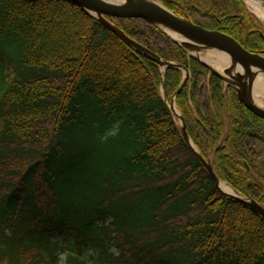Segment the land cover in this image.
<instances>
[{"label": "trees", "instance_id": "trees-1", "mask_svg": "<svg viewBox=\"0 0 264 264\" xmlns=\"http://www.w3.org/2000/svg\"><path fill=\"white\" fill-rule=\"evenodd\" d=\"M160 2L264 54L243 0ZM108 20L186 84L70 0H0V264H264V218L169 104L262 207L264 120L157 26Z\"/></svg>", "mask_w": 264, "mask_h": 264}, {"label": "water", "instance_id": "water-1", "mask_svg": "<svg viewBox=\"0 0 264 264\" xmlns=\"http://www.w3.org/2000/svg\"><path fill=\"white\" fill-rule=\"evenodd\" d=\"M78 6L85 9L91 15L95 14L98 20L104 27L112 31L127 45L135 49L137 52L143 54L147 58L165 65V70L168 68H179L185 72V80L182 87L186 84L189 78V73L181 66L162 62L156 55L152 54L135 41L129 39L119 28L114 26L107 18L111 19H141L161 30L164 28L172 31L180 38V42L169 35L175 42L182 46L187 52H201L202 49H210L213 51L224 53L229 58L230 65L224 70V74L218 73L209 64L201 61L197 57L191 55L192 58L198 60L205 65L213 74L220 77L227 86L233 87L238 91L239 99L243 105L251 111L254 115L264 120V110L259 108L253 101V89L257 76L264 74V55L254 54L247 51L234 38L217 31H209L198 25L193 24L188 19H183L175 13L167 10L159 2H152L149 0H126L121 5H113L103 0H70ZM245 1V0H243ZM264 2V0H262ZM93 15V16H95ZM180 92V91H179ZM178 94V93H177ZM174 97L171 113L174 115L173 106L175 105ZM176 115V114H175ZM182 124V132L184 138L189 141L192 149L195 151L205 169L209 173L211 179L220 188L222 183L214 172L212 164L205 161L197 152L194 145L191 143L185 126V121L181 114L176 115ZM234 194H227L228 196L239 199L250 206L252 210L257 212L264 218V207L260 206L255 201L242 197L239 193L233 190Z\"/></svg>", "mask_w": 264, "mask_h": 264}, {"label": "bare ground", "instance_id": "bare-ground-1", "mask_svg": "<svg viewBox=\"0 0 264 264\" xmlns=\"http://www.w3.org/2000/svg\"><path fill=\"white\" fill-rule=\"evenodd\" d=\"M107 3L113 5H121L126 0H103ZM152 2H156L154 0H149ZM249 10L256 15L263 23H264V2L262 0H245ZM163 29L169 33L174 39L181 41L178 36H176L172 31L163 27ZM193 56L197 57L201 61L209 64L214 70L217 72L224 74V70L230 65L229 58L227 55L217 51H207V52H191ZM253 101L254 103L261 109L264 110V74H260L257 76L254 89H253ZM174 112L176 115L179 114L176 106H173ZM220 188L228 194H234L233 189L229 187L225 183L220 184Z\"/></svg>", "mask_w": 264, "mask_h": 264}, {"label": "rangeland", "instance_id": "rangeland-1", "mask_svg": "<svg viewBox=\"0 0 264 264\" xmlns=\"http://www.w3.org/2000/svg\"><path fill=\"white\" fill-rule=\"evenodd\" d=\"M154 1H156V2H159L160 3V1L159 0H154ZM245 2V1H244ZM245 5H246V7H247V9H248V11L252 14V15H254L250 10H249V8H248V6H247V4H246V2H245ZM93 15H95V14H93ZM257 19H258V21H259V23H260V25H261V27H262V30H263V33H264V23L256 16V15H254ZM94 17H96L97 18V16L95 15ZM162 30H164V29H162ZM164 32V31H163ZM165 33V32H164ZM166 34V33H165ZM167 35V34H166ZM170 35V34H169ZM171 36V35H170ZM169 36V37H170ZM172 37V36H171ZM170 37V38H171ZM172 39V38H171ZM173 40V39H172ZM174 41V40H173ZM207 51H210V49H202V51L201 52H207ZM191 55H192V53L191 52H189ZM162 62H165V61H163L162 60ZM165 65L163 64V63H161L160 64V71L162 72V73H164L165 72ZM219 73V72H218ZM221 74V73H220ZM162 94H163V96H164V91L162 90ZM165 98V97H164ZM173 101H174V99L172 100V102H171V104H169L170 106L169 107H171L172 106V103H173ZM175 106H176V100H175ZM176 108H177V106H176ZM178 109V108H177ZM178 111H179V109H178ZM179 114H181V112L179 111ZM174 116V118L175 119H177V120H179V118L174 114L173 115ZM179 122L181 123V121L179 120ZM223 191V190H222ZM224 192V191H223Z\"/></svg>", "mask_w": 264, "mask_h": 264}]
</instances>
